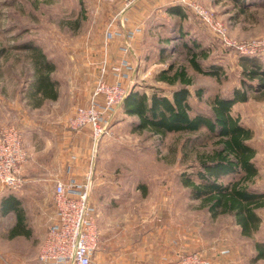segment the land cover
I'll list each match as a JSON object with an SVG mask.
<instances>
[{
  "label": "rangeland",
  "instance_id": "rangeland-1",
  "mask_svg": "<svg viewBox=\"0 0 264 264\" xmlns=\"http://www.w3.org/2000/svg\"><path fill=\"white\" fill-rule=\"evenodd\" d=\"M197 1L223 24L231 40L241 44L264 43V0H245L248 5L244 10L235 0ZM177 3V0H117L112 4L97 0H0V130L17 126L24 146L28 138L38 143L41 129L60 127L67 133L65 139L61 138L62 143L66 140V147H36V150L43 157H63L66 173L73 164L69 161L75 162L73 156L79 165L85 166V173H92L91 200L97 208L101 233L95 264H123L124 247L129 246L131 254L142 255L153 254L154 245L161 247V264H176L194 253L213 264H264V258H257L256 247L259 242L264 251V208L260 210L259 230L248 238L229 215L212 217L202 201L192 198L182 183L181 174L196 161L198 153L213 147L212 137L205 135L190 144L187 138L194 135L188 132L158 135L138 130L134 125L137 117L126 115L121 105L97 143L89 127L78 131L69 128L68 121L75 109L89 103L100 75L106 26L124 8L126 27L143 29L130 54L135 73L127 83V93L134 86L141 91L147 86H157L170 93L172 87L157 81L156 75L173 61L185 65L193 78L191 115L201 110L209 112V102L216 94L228 96L234 88L246 89L247 100L235 103L232 113L253 132L249 143L257 151L254 160L259 168L255 187L264 191V87L250 89L242 82L248 79L244 68H257L248 62L252 56H257L264 66V44L253 55L225 46L192 11H187L185 18L170 15L167 8ZM180 25L189 33L190 42L194 38L205 49L208 57L199 58L204 66L211 63L222 66L219 79L196 72L184 47L173 53L167 39L173 37L176 31L173 29ZM39 52L47 60L38 56ZM38 67L42 74L50 73L56 98L45 97L38 90ZM198 87H204L202 99L194 93ZM47 137L48 143L54 144L53 137ZM71 144L76 147H68ZM23 176L26 182L22 189L2 187L0 191V264H40L41 232L31 221L42 216L39 219L47 229L51 223V214L45 208L50 206L51 197L54 199L55 183ZM230 180L231 177L223 178L225 182ZM33 184H41L38 194L32 191ZM10 195L20 200L24 221L16 209L2 210L3 199ZM112 257L116 260L109 263Z\"/></svg>",
  "mask_w": 264,
  "mask_h": 264
},
{
  "label": "trees",
  "instance_id": "trees-1",
  "mask_svg": "<svg viewBox=\"0 0 264 264\" xmlns=\"http://www.w3.org/2000/svg\"><path fill=\"white\" fill-rule=\"evenodd\" d=\"M235 2L242 10L248 5L245 0ZM187 11L191 10L180 1L167 8L170 15L181 18L186 17ZM173 30H176L173 37L167 39L172 44L173 53L184 47L196 72L219 79L222 66L215 63L204 66L199 58L202 55L207 58L208 55L200 43L194 38L190 42L187 39L189 33L182 25ZM38 56L46 59L42 52ZM248 62L257 68H244L248 79H244L243 84L256 90L264 87V66L257 56H252ZM46 64L50 65L48 61ZM36 72L38 90L45 97L56 98L50 73L42 74L40 67ZM156 80L171 86L170 93L157 86H147L144 91L134 86L121 103L124 113L137 117L134 125L138 130H149L158 135L188 132L194 135L187 138L190 144L205 135L212 137L215 140L213 147L198 153L196 161L188 165L187 170L181 174L182 183L189 189L192 198L202 201L203 207L212 217L229 215L234 224L241 228L242 235L252 238L261 226L260 210L264 208V191L255 187L259 168L254 160L257 151L249 143L253 132L232 113L235 103L247 100V90L234 88L228 96L216 94L209 102V112L201 110L191 115L190 98L194 81L187 67L177 65L175 61L170 62L158 71ZM254 80H257L256 84ZM194 93L197 98L202 99L204 87L196 88ZM225 177H231V180L225 182ZM2 207L4 212L16 209L24 221L20 200L15 196L4 198ZM256 247L257 258H264L261 243L258 242Z\"/></svg>",
  "mask_w": 264,
  "mask_h": 264
},
{
  "label": "built area",
  "instance_id": "built-area-1",
  "mask_svg": "<svg viewBox=\"0 0 264 264\" xmlns=\"http://www.w3.org/2000/svg\"><path fill=\"white\" fill-rule=\"evenodd\" d=\"M115 3L117 0H97ZM197 15L211 32L225 45L237 51L253 55L264 43L241 44L231 40L223 24L213 18L210 10L197 0H179ZM127 6V5H126ZM124 8L110 19L105 29V56L100 64V75L89 103L75 109L68 125L71 130L91 129L97 143L106 134L111 118L127 94V83L132 80L135 66L130 58L133 43L142 33V27H126L122 17ZM121 38L122 56L112 61L110 42ZM75 161L76 156H73ZM28 152L23 144L21 130L15 125L0 130V184L4 188L19 190L25 185L24 168ZM93 176L90 171L84 178L69 177L54 180V203L56 216L49 225L39 249L40 264H95L100 249L98 212L91 200ZM227 253V251H224ZM167 264V263H166ZM176 264H213L203 255L194 253L180 259Z\"/></svg>",
  "mask_w": 264,
  "mask_h": 264
},
{
  "label": "crops",
  "instance_id": "crops-1",
  "mask_svg": "<svg viewBox=\"0 0 264 264\" xmlns=\"http://www.w3.org/2000/svg\"><path fill=\"white\" fill-rule=\"evenodd\" d=\"M173 1V0H171ZM176 2V1H175ZM177 2H179V0H177ZM138 38V37H137ZM135 42V41H134ZM122 43L121 38H115L110 42L109 45V55L111 57V60L114 61V59L116 58V60H118L122 54L120 52V45ZM39 134L38 136H40L38 139L39 142L37 143L35 140L32 139H26L25 140V148L28 152V160L26 162L25 168H24V172L23 174H25V176H27L26 178L29 179H33V180H41L44 179L45 181L51 183L54 182L55 179L57 178H61V179H68L69 177H76L78 179H82L84 178V165L81 166L79 165V162H77L78 160H76L75 162L73 160H68L69 162H72V165H69L70 169L69 171L66 173L64 172V163H65V159L59 155H57L58 157H55L54 159L50 156V155H46V157H43L42 153L40 154V151H38V149L36 150V147H66V145H64V142H66V140H63L62 143V139H65L67 137V133L60 127H55L49 130L45 129H41L38 131ZM47 135H50L51 137H53V142L54 144H49L48 142V137ZM62 138V139H61ZM72 139H75V137H72ZM37 140V141H38ZM61 140V141H60ZM68 147H76L75 144H71ZM52 158V159H51ZM45 160V163H41L42 160ZM63 160V161H60ZM41 163V164H38ZM75 163V164H74ZM40 165L43 167L42 169L40 168ZM41 172L45 174V172L47 171V173L44 175L45 177H41V174H39ZM31 177V178H28ZM41 184H33L31 185L32 191L35 194H38L41 191ZM1 184H0V191H1ZM35 199H38L37 195H34ZM40 207L42 208L43 205H40ZM44 209V207H43ZM49 209V210H48ZM1 210V209H0ZM46 213H50L51 216L49 217L51 219V223L54 221L55 216H56V207H55V203H54V199L51 197V203L50 206L45 208ZM48 210V211H47ZM44 212V211H43ZM42 212V213H43ZM42 218V216H40ZM40 217L34 218L33 217V221H31L33 223V225H35L37 227V229H40L41 235L40 237H38V239H42V242L45 238L46 232H47V225H44L41 223L40 221ZM50 223V224H51ZM37 238V237H36ZM153 248V254H142V255H135V254H131L130 252V247L127 246L124 247L122 249V263L123 264H161V247L157 248L155 245L152 247ZM99 252L97 253L98 256ZM96 256V259H97ZM116 260V259H115ZM114 257L111 258V261L109 263H114L115 262Z\"/></svg>",
  "mask_w": 264,
  "mask_h": 264
}]
</instances>
